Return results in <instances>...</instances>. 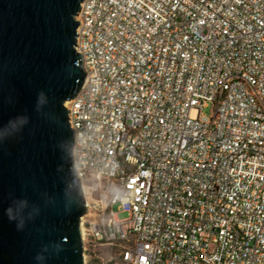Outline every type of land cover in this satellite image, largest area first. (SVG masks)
<instances>
[{"label": "built area", "instance_id": "obj_1", "mask_svg": "<svg viewBox=\"0 0 264 264\" xmlns=\"http://www.w3.org/2000/svg\"><path fill=\"white\" fill-rule=\"evenodd\" d=\"M74 19L83 250L264 264V0H81Z\"/></svg>", "mask_w": 264, "mask_h": 264}, {"label": "water", "instance_id": "obj_2", "mask_svg": "<svg viewBox=\"0 0 264 264\" xmlns=\"http://www.w3.org/2000/svg\"><path fill=\"white\" fill-rule=\"evenodd\" d=\"M81 0H0V264H85L64 102L85 81Z\"/></svg>", "mask_w": 264, "mask_h": 264}, {"label": "rangeland", "instance_id": "obj_3", "mask_svg": "<svg viewBox=\"0 0 264 264\" xmlns=\"http://www.w3.org/2000/svg\"><path fill=\"white\" fill-rule=\"evenodd\" d=\"M212 112V104L206 103L202 109L201 113L205 116H209ZM112 211L118 210V204L113 203L111 205ZM118 218L123 219L127 216L126 212H118ZM89 216L85 217L86 219ZM118 252L119 246L114 245H104L91 247L90 245H86V249L83 250L84 261L85 264H117L118 262Z\"/></svg>", "mask_w": 264, "mask_h": 264}, {"label": "bare ground", "instance_id": "obj_4", "mask_svg": "<svg viewBox=\"0 0 264 264\" xmlns=\"http://www.w3.org/2000/svg\"><path fill=\"white\" fill-rule=\"evenodd\" d=\"M64 104H65V103H64ZM83 216H84V215L81 216V220L83 219ZM81 237H82V225H81ZM83 256H84V255H83Z\"/></svg>", "mask_w": 264, "mask_h": 264}]
</instances>
